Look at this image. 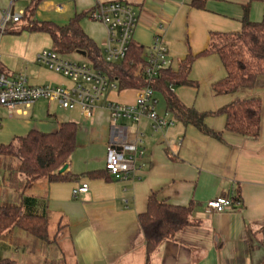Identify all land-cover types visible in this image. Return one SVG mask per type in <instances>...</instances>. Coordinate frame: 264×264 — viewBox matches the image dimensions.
<instances>
[{"label":"crops","instance_id":"crops-1","mask_svg":"<svg viewBox=\"0 0 264 264\" xmlns=\"http://www.w3.org/2000/svg\"><path fill=\"white\" fill-rule=\"evenodd\" d=\"M112 1L116 0H43L36 6L32 20L63 26L74 15L88 13L97 2ZM122 1L139 17L131 42L142 47L144 53L153 43L155 24H166L164 40L172 70L177 69L186 55L204 51L211 33L239 32L243 6L248 2L209 0L204 9L198 10L190 6L192 0ZM8 3L9 0H0V8H6ZM250 17L249 9V19L259 21ZM80 26L102 50L105 27L86 17ZM22 27H26L24 21L3 36L0 69L23 75L31 86H72L67 78L35 61L38 53L51 50L50 36ZM83 58L71 61H88ZM201 67L205 79L200 87H176L175 95L198 112H215L235 100L259 98L262 104L259 136L252 139L225 131L224 116L205 120L209 129L221 133V141L180 122L163 132H155L143 118L136 130L145 155L136 177L128 181H115L104 169L107 144L113 134L105 102L133 104L137 90L116 88L108 92L97 102L90 118L78 108L65 114L56 113L43 100L25 113H9L0 106V145H7L32 130L52 133L62 122L77 125V146L62 173L67 180L38 181L23 195L36 200V213L46 215L48 241L29 240L23 232L13 230L0 238V258L17 264L12 257L18 254L17 248L23 247L22 258L29 256L40 264L59 259L66 264H264V77L252 89L217 95L211 85L226 75L218 57L210 54L196 59L190 78ZM214 71L220 73L216 75ZM188 89L195 94L193 100L186 95ZM155 99L158 115L174 118L157 92ZM129 125V121L121 120L116 127L123 130ZM94 172L100 175L91 177L89 174ZM82 183L88 185V192L73 198L72 189ZM152 193L174 206L186 207L193 202L194 224L162 242L146 261L138 216L146 211ZM217 197L235 198L240 205L223 213L208 211L206 203ZM4 202L20 204L21 195L1 180L0 204ZM21 240L31 244L14 247L11 243Z\"/></svg>","mask_w":264,"mask_h":264},{"label":"trees","instance_id":"trees-1","mask_svg":"<svg viewBox=\"0 0 264 264\" xmlns=\"http://www.w3.org/2000/svg\"><path fill=\"white\" fill-rule=\"evenodd\" d=\"M43 0H34L25 9L22 30L46 33L52 41L54 52L68 57L78 52L85 54L93 68L102 71L118 90H140L151 87L159 93L166 104V110L177 122L192 126L202 134L222 140L221 133L209 129L207 117L224 116V129L242 137L255 139L261 127L262 104L259 98L235 100L215 112H198L185 106L175 95L176 87L197 88L190 79V72L196 59L210 54L218 57L225 77L214 82L211 90L217 95H231L242 89H252L259 78L264 77V0H248L243 6L241 29L235 33L213 32L208 47L196 54H188L180 61L176 70L170 67L160 76L147 82L136 73V68L144 61V51L131 42L125 58L120 63L108 64L103 60L102 50L86 35L80 22L86 14L74 15L67 24L58 26L52 22L32 20L36 6ZM209 0H192L190 6L202 10ZM253 2L263 6L260 21L249 19V9ZM12 28V27H11ZM10 31V30H9ZM77 146V125L62 122L52 133L30 131L7 145H0V178L21 195V203L4 202L0 204V238L13 230L23 232L34 241H48V220L46 215L34 211L36 200L23 196L38 181L55 183L67 180L59 170L64 167ZM98 177L97 172L90 173ZM235 202L238 201L232 198ZM194 203L188 206L167 204L152 193L147 199L146 211L138 216V223L145 242L146 261L164 241L172 239L176 233L193 225ZM0 264H16L1 259ZM43 264H66L64 259L45 261Z\"/></svg>","mask_w":264,"mask_h":264},{"label":"built area","instance_id":"built-area-1","mask_svg":"<svg viewBox=\"0 0 264 264\" xmlns=\"http://www.w3.org/2000/svg\"><path fill=\"white\" fill-rule=\"evenodd\" d=\"M17 1L19 0H9L6 8H0V45L3 36L16 28L24 16L25 10L18 12L15 10L14 5ZM26 1L30 3L34 0ZM86 18L102 24L106 29L102 48L104 62L120 63L128 52L134 29L139 22L136 11L122 0L97 2ZM165 29L164 22L155 24L153 43L143 54L144 61L136 68L135 74L147 82L158 78L161 72L171 65L169 50L164 40ZM35 61L67 78L72 82V86H31L23 75L11 74L0 69V106L5 107L9 113L12 111L25 113L37 101L46 100L65 111L78 108L86 118H90L97 102L117 88L102 71L93 68L89 61H71L53 50L41 51L36 55ZM156 103L155 92L151 87L137 90L133 104L105 102L113 134L107 144L104 169L113 180L128 181L137 175L139 163L145 155L136 130L141 119H147L155 132H163L177 122L174 118L167 119L158 115ZM121 120L129 121L130 125L123 127V130L117 129L116 125ZM88 190V185L82 183L72 189L71 195L78 198ZM237 205L240 203L230 197H217L206 203V209L223 213Z\"/></svg>","mask_w":264,"mask_h":264},{"label":"rangeland","instance_id":"rangeland-1","mask_svg":"<svg viewBox=\"0 0 264 264\" xmlns=\"http://www.w3.org/2000/svg\"><path fill=\"white\" fill-rule=\"evenodd\" d=\"M255 3H258V2H255ZM28 2L26 0H20L18 2H16V5H15V9H16V12L20 11V10H25L26 7L28 6ZM250 16L252 17V20H261L262 17H263V8L262 6L260 5V3L258 4H253L250 6ZM250 17V18H251ZM68 60H83L84 58L78 54H74L72 55L71 57H68L67 58ZM203 68H197L196 72L194 74H192V77L190 78L192 81L196 82L199 87H200V83L202 82V80H204V76H203ZM215 74H219L220 72H216L214 71ZM218 81V80H217ZM216 82V81H214ZM201 89V88H200ZM186 92V95H188L189 99L190 100H193L194 97H195V94L190 91V89H188ZM45 101L46 105H50L51 109L56 112V113H59V114H65L66 111L65 110H62L60 108H58V106L55 104V103H49L47 102L46 100H43ZM70 111H74V110H70ZM45 117L46 114H45ZM1 159V158H0ZM19 193V191H17ZM26 237H28V239L30 240H33L31 237L25 235ZM12 245L14 247H20L22 246V244H26L27 246L30 245V241L29 242H26V241H12L11 242ZM17 253L16 255H13V259L16 260L17 264H40L39 262L35 261L33 258H29V256L27 257H23V251L25 250V248L21 247V248H17Z\"/></svg>","mask_w":264,"mask_h":264},{"label":"water","instance_id":"water-1","mask_svg":"<svg viewBox=\"0 0 264 264\" xmlns=\"http://www.w3.org/2000/svg\"><path fill=\"white\" fill-rule=\"evenodd\" d=\"M77 54L80 55V56L85 57V54H84L83 52H78ZM66 169H67V165H65L64 167H62V168L59 170V173H60V174L64 173Z\"/></svg>","mask_w":264,"mask_h":264}]
</instances>
